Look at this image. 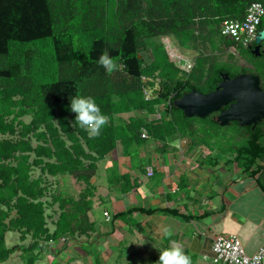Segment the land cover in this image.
Returning a JSON list of instances; mask_svg holds the SVG:
<instances>
[{"label": "trees", "instance_id": "16d2710c", "mask_svg": "<svg viewBox=\"0 0 264 264\" xmlns=\"http://www.w3.org/2000/svg\"><path fill=\"white\" fill-rule=\"evenodd\" d=\"M252 2L264 10V0H0V263L20 250L34 264L41 245L90 232L96 162L117 145L128 152L142 129L160 141L197 124L224 135L215 121L187 117L174 101L191 89H215L222 74L247 72L264 81V54L256 58L220 33ZM167 36L198 52L188 73L153 42ZM231 48L229 58L236 54L250 68L210 52ZM104 51L120 66L111 75L97 62ZM76 94L93 97L108 117L99 137L75 124ZM263 136L259 130L245 142L200 143L231 155L236 168L261 170L264 192ZM66 175L84 184L76 198L54 187ZM14 232L30 242L8 247L6 235Z\"/></svg>", "mask_w": 264, "mask_h": 264}, {"label": "crops", "instance_id": "0c3cea01", "mask_svg": "<svg viewBox=\"0 0 264 264\" xmlns=\"http://www.w3.org/2000/svg\"><path fill=\"white\" fill-rule=\"evenodd\" d=\"M230 159L178 134L142 139L128 152L117 145L96 162L90 179L92 230L41 245L34 264H155L170 239L182 244L192 264H212L216 234H235L253 254L264 244L262 171H244ZM58 179L54 187L73 198L84 187L67 175ZM161 225L173 230L170 239L159 234ZM8 234V247L30 242ZM27 257L16 250L0 264H26Z\"/></svg>", "mask_w": 264, "mask_h": 264}, {"label": "water", "instance_id": "95a60500", "mask_svg": "<svg viewBox=\"0 0 264 264\" xmlns=\"http://www.w3.org/2000/svg\"><path fill=\"white\" fill-rule=\"evenodd\" d=\"M262 40H264V27L257 31L252 54H259L258 44ZM230 101L234 102L228 108L221 110L216 118L221 126L230 120H237L240 124L246 125L264 117V89L259 86L258 76L249 73L226 79L221 88L206 94L191 89L181 98L176 99L174 106L182 110L187 117L201 118L219 110Z\"/></svg>", "mask_w": 264, "mask_h": 264}, {"label": "built area", "instance_id": "2783aa9c", "mask_svg": "<svg viewBox=\"0 0 264 264\" xmlns=\"http://www.w3.org/2000/svg\"><path fill=\"white\" fill-rule=\"evenodd\" d=\"M263 13L261 4L252 2L241 20H225L220 27V33L231 36L236 44L248 47L254 41ZM166 52L181 71L188 73L192 69L193 61L179 56L171 49ZM140 136L143 139L148 138L143 129ZM65 240L66 237L62 236L58 241L63 243ZM210 261L212 264H264V244L249 255L235 234H216L211 242Z\"/></svg>", "mask_w": 264, "mask_h": 264}, {"label": "clouds", "instance_id": "9594fccd", "mask_svg": "<svg viewBox=\"0 0 264 264\" xmlns=\"http://www.w3.org/2000/svg\"><path fill=\"white\" fill-rule=\"evenodd\" d=\"M97 62L109 75L120 68L107 51L100 55ZM70 109L76 114L75 124L84 129L90 138L99 137L102 128L108 123V117L101 112V108L91 96L76 94L70 100ZM158 232L165 239H170L173 235V230L167 225H161ZM144 243L145 241H142L138 245ZM159 252V259L155 264H192L191 257L185 253L179 241L170 239L169 246L159 249Z\"/></svg>", "mask_w": 264, "mask_h": 264}, {"label": "flooded vegetation", "instance_id": "af4514ba", "mask_svg": "<svg viewBox=\"0 0 264 264\" xmlns=\"http://www.w3.org/2000/svg\"><path fill=\"white\" fill-rule=\"evenodd\" d=\"M249 51L251 53V50L255 47V42L253 41L249 46ZM258 55H254L252 54V56L259 58L264 54V40L260 41V43L258 44ZM247 73V72H244ZM242 74V73H237L235 75H231V76H226L227 78H225V74H222V76H219L220 81L217 82V86L215 87V89L205 92V91H199V90H195L199 93H209L212 92L216 89L221 88L222 83L226 80V79H232L235 76ZM251 74V73H249ZM255 75V74H254ZM259 78V77H258ZM259 86L261 89H264V81L261 80L259 78ZM234 101H230L229 103H227L226 105L220 107L219 110L217 111H213L209 114H207L204 117V119L210 120V121H216V118L218 117L219 113L221 110L228 108ZM193 118V117H190ZM217 125H219L217 123ZM223 131H226L224 133V135H214L211 134V132L208 130L207 126H203L200 127V125H194V127H191V130L186 131V134H183V137L188 140L189 142H205V141H215V140H219V141H224V142H245V141H249L250 139H252V137L255 136V134L259 131V130H263L264 131V117L261 118L259 121H256L255 123H250V124H240L239 121L237 120H230L228 121V123H226L225 125H219ZM193 128H197L198 131L196 132ZM201 128V129H200ZM264 138V136H263Z\"/></svg>", "mask_w": 264, "mask_h": 264}, {"label": "rangeland", "instance_id": "374dc122", "mask_svg": "<svg viewBox=\"0 0 264 264\" xmlns=\"http://www.w3.org/2000/svg\"><path fill=\"white\" fill-rule=\"evenodd\" d=\"M154 43L157 42H161L165 49L167 51H169L170 49L173 52H176V54H178L179 56H183L184 58H187L191 61H194L195 58L198 55V52L193 50V49H186L183 48L181 46H179V44L177 43V41L172 37V36H167V37H159V38H155L153 40ZM208 53V51H206ZM212 53V57L216 58L218 61H226V62H232L233 64H236L237 66L240 67H245V68H250V65L248 64V62L242 58H240L238 55L234 54L233 58L231 57V59L229 58L230 53H232V50H226V51H210ZM142 56L144 58V60L146 62H148L149 60V53L148 52H144L142 53ZM139 116H142L143 113H136ZM77 197V195L75 196V198ZM8 235H10V237L13 235L12 233H9Z\"/></svg>", "mask_w": 264, "mask_h": 264}]
</instances>
